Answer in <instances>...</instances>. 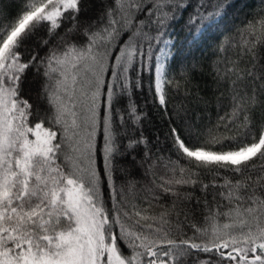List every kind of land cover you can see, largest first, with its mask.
<instances>
[{"label": "snow or ice", "instance_id": "6c2138e0", "mask_svg": "<svg viewBox=\"0 0 264 264\" xmlns=\"http://www.w3.org/2000/svg\"><path fill=\"white\" fill-rule=\"evenodd\" d=\"M0 264H264V0H0Z\"/></svg>", "mask_w": 264, "mask_h": 264}, {"label": "trees", "instance_id": "16d2710c", "mask_svg": "<svg viewBox=\"0 0 264 264\" xmlns=\"http://www.w3.org/2000/svg\"><path fill=\"white\" fill-rule=\"evenodd\" d=\"M250 5L258 7L260 0H248ZM3 6L10 5V0H2ZM247 11V9H246ZM239 23V21H237ZM183 37V33H181ZM216 57L213 55V48L206 47L203 50L195 51L190 58L191 62L196 65V70L192 74V87L200 89V94L205 95L207 98H212L214 86L212 85L211 77L208 75L210 66ZM214 107L210 109V114L214 116Z\"/></svg>", "mask_w": 264, "mask_h": 264}]
</instances>
